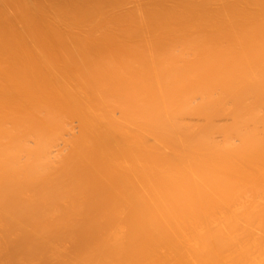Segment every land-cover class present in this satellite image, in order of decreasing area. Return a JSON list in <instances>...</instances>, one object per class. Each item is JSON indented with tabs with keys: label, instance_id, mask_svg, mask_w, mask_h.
<instances>
[{
	"label": "bare ground",
	"instance_id": "obj_1",
	"mask_svg": "<svg viewBox=\"0 0 264 264\" xmlns=\"http://www.w3.org/2000/svg\"><path fill=\"white\" fill-rule=\"evenodd\" d=\"M0 264H264V0H0Z\"/></svg>",
	"mask_w": 264,
	"mask_h": 264
},
{
	"label": "rangeland",
	"instance_id": "obj_2",
	"mask_svg": "<svg viewBox=\"0 0 264 264\" xmlns=\"http://www.w3.org/2000/svg\"><path fill=\"white\" fill-rule=\"evenodd\" d=\"M13 255V254H12ZM10 258V257H9Z\"/></svg>",
	"mask_w": 264,
	"mask_h": 264
}]
</instances>
